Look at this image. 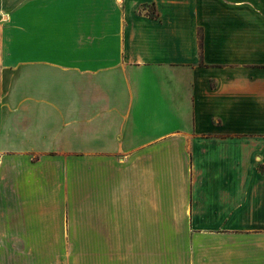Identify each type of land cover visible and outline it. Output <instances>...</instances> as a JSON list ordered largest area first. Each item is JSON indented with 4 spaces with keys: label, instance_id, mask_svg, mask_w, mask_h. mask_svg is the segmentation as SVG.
Returning a JSON list of instances; mask_svg holds the SVG:
<instances>
[{
    "label": "crops",
    "instance_id": "obj_1",
    "mask_svg": "<svg viewBox=\"0 0 264 264\" xmlns=\"http://www.w3.org/2000/svg\"><path fill=\"white\" fill-rule=\"evenodd\" d=\"M0 216L113 221L66 264H264V0H0Z\"/></svg>",
    "mask_w": 264,
    "mask_h": 264
},
{
    "label": "rangeland",
    "instance_id": "obj_2",
    "mask_svg": "<svg viewBox=\"0 0 264 264\" xmlns=\"http://www.w3.org/2000/svg\"><path fill=\"white\" fill-rule=\"evenodd\" d=\"M112 225L107 218L99 229L97 216H0V259L3 254L25 257L31 264H66L67 246L70 253L83 244L96 252L100 241L113 246L114 236L107 230ZM87 255L75 253L73 260L81 263ZM113 256L109 253V261Z\"/></svg>",
    "mask_w": 264,
    "mask_h": 264
}]
</instances>
